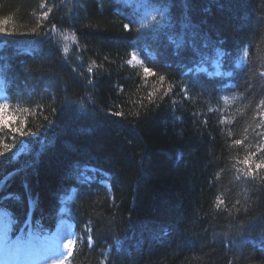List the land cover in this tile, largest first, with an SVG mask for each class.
I'll return each instance as SVG.
<instances>
[{
  "label": "trees",
  "instance_id": "obj_1",
  "mask_svg": "<svg viewBox=\"0 0 264 264\" xmlns=\"http://www.w3.org/2000/svg\"><path fill=\"white\" fill-rule=\"evenodd\" d=\"M0 88L9 238L66 221L65 264H264V0H0Z\"/></svg>",
  "mask_w": 264,
  "mask_h": 264
},
{
  "label": "rangeland",
  "instance_id": "obj_2",
  "mask_svg": "<svg viewBox=\"0 0 264 264\" xmlns=\"http://www.w3.org/2000/svg\"><path fill=\"white\" fill-rule=\"evenodd\" d=\"M206 46V45H205ZM0 218V225L1 224ZM0 232L4 229L3 225ZM31 243L25 248V253H19L20 243L8 241L5 231L0 233V259L4 264H52L53 260H63L68 249L66 247L69 237V223L61 222L56 232L50 236L30 237Z\"/></svg>",
  "mask_w": 264,
  "mask_h": 264
},
{
  "label": "snow or ice",
  "instance_id": "obj_3",
  "mask_svg": "<svg viewBox=\"0 0 264 264\" xmlns=\"http://www.w3.org/2000/svg\"><path fill=\"white\" fill-rule=\"evenodd\" d=\"M44 17H47L48 16V13L45 12L44 14ZM155 19V18H153ZM3 23H7V21H4ZM126 28L128 27L127 25L125 26ZM36 30L33 29V32H35ZM179 47V45H178ZM65 52L68 51L67 48L64 49ZM133 58H135L134 54H133ZM129 63H131V61H129ZM89 71H91V69H89ZM144 72L146 75L150 74L152 72L151 69L149 68H145L144 69ZM164 78L161 77V80H163ZM169 92L171 91V89L168 90ZM167 94V93H166ZM261 105H264V100H261L260 101ZM8 109V105L5 104V105H0V129H7L9 132H12L14 135L17 134V133H20V134H23L24 132V127L23 126H20L19 125V117L13 113H10L7 111ZM114 115H117V116H122L123 113H120V112H117L115 113ZM27 124V120L25 119L24 121V125L26 126ZM236 144H240L242 143V141H235ZM262 151H264V147L261 148ZM246 167H247V171L244 173L245 176H253L254 177V174L256 172L257 169H260V168H264V161H262L260 164H252L250 163L249 159H246L244 161ZM92 172H97L98 170L93 168L91 169ZM95 179V177L93 176H85L84 177V182H89L91 180ZM75 241L73 240H68L67 242V249L69 250L68 251V255L70 256L72 254V248H73V245H74ZM52 264H65V261L64 260H53L52 261Z\"/></svg>",
  "mask_w": 264,
  "mask_h": 264
},
{
  "label": "bare ground",
  "instance_id": "obj_4",
  "mask_svg": "<svg viewBox=\"0 0 264 264\" xmlns=\"http://www.w3.org/2000/svg\"><path fill=\"white\" fill-rule=\"evenodd\" d=\"M1 224H2V223H1ZM2 225H3V224H2ZM2 225H0V228H1ZM0 230H1V229H0ZM3 231H4V229H3L1 232H3ZM1 232H0V233H1ZM13 237L16 238V239L19 238V236H13Z\"/></svg>",
  "mask_w": 264,
  "mask_h": 264
}]
</instances>
